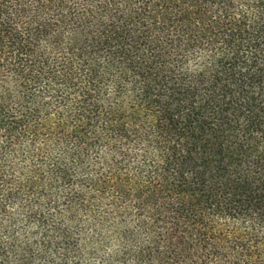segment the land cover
<instances>
[{
  "label": "trees",
  "instance_id": "trees-1",
  "mask_svg": "<svg viewBox=\"0 0 264 264\" xmlns=\"http://www.w3.org/2000/svg\"><path fill=\"white\" fill-rule=\"evenodd\" d=\"M0 264H264V0H0Z\"/></svg>",
  "mask_w": 264,
  "mask_h": 264
}]
</instances>
